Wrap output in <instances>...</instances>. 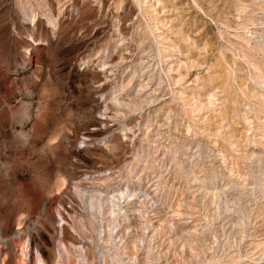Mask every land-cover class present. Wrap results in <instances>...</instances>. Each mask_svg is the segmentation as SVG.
Segmentation results:
<instances>
[{
	"label": "rangeland",
	"instance_id": "rangeland-1",
	"mask_svg": "<svg viewBox=\"0 0 264 264\" xmlns=\"http://www.w3.org/2000/svg\"><path fill=\"white\" fill-rule=\"evenodd\" d=\"M0 264H264V0H0Z\"/></svg>",
	"mask_w": 264,
	"mask_h": 264
}]
</instances>
